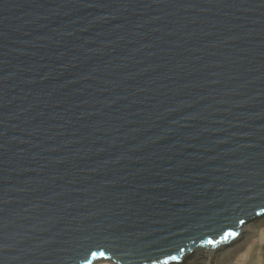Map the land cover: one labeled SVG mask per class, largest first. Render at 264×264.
Listing matches in <instances>:
<instances>
[{
  "label": "water",
  "instance_id": "1",
  "mask_svg": "<svg viewBox=\"0 0 264 264\" xmlns=\"http://www.w3.org/2000/svg\"><path fill=\"white\" fill-rule=\"evenodd\" d=\"M264 213V0H0V264H161Z\"/></svg>",
  "mask_w": 264,
  "mask_h": 264
},
{
  "label": "bare ground",
  "instance_id": "2",
  "mask_svg": "<svg viewBox=\"0 0 264 264\" xmlns=\"http://www.w3.org/2000/svg\"><path fill=\"white\" fill-rule=\"evenodd\" d=\"M233 239L219 248L195 249L180 261L164 262L161 264H219V262L224 261L226 258L236 257L245 250L251 252L255 244L261 242L264 245V213L241 224L239 226V232ZM261 255L262 253L258 255V261L264 259V255L262 257ZM93 264L121 263L115 261L113 258H104Z\"/></svg>",
  "mask_w": 264,
  "mask_h": 264
},
{
  "label": "rangeland",
  "instance_id": "3",
  "mask_svg": "<svg viewBox=\"0 0 264 264\" xmlns=\"http://www.w3.org/2000/svg\"><path fill=\"white\" fill-rule=\"evenodd\" d=\"M261 253L262 257L264 255V245L259 242L255 244V247H253L251 252H247L245 250L236 257L226 258L224 261L219 262V264H264V259H262V261H258V255Z\"/></svg>",
  "mask_w": 264,
  "mask_h": 264
}]
</instances>
